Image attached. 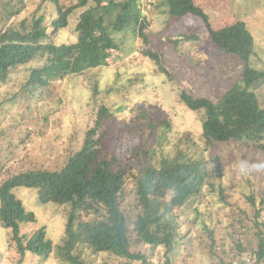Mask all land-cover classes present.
<instances>
[{
  "label": "rangeland",
  "instance_id": "obj_1",
  "mask_svg": "<svg viewBox=\"0 0 264 264\" xmlns=\"http://www.w3.org/2000/svg\"><path fill=\"white\" fill-rule=\"evenodd\" d=\"M77 1L58 2L70 5ZM162 1L139 0L138 4L145 32L152 40L150 46L159 52L162 65L143 55L138 25L128 23L114 32L115 46L107 50L105 63L93 67L87 77L68 76L28 94L24 83L31 68L42 62L35 59L13 68L6 80L0 79V162H5L0 181L28 169L62 168L94 125L99 104H107L111 110L124 106L123 111L115 112V126L109 128L107 137L110 143L115 139L116 155L129 160L133 170L159 165L163 158L178 151H187L199 159L218 155L225 166L224 176L214 180V191L207 189L198 200L199 211L182 216L180 236L172 253L164 247L152 250L142 246L149 262L166 264L170 257L173 264H242L243 260L252 264L256 260L257 232L264 230V152L238 141L206 145L201 137L203 113L189 110L179 97L186 90L218 101L239 80L242 61L209 42L200 17L188 14L179 20L171 19L163 11ZM197 1L211 13L214 28L245 20L256 43L251 64L264 68V0ZM39 6L50 20L57 13L54 2L0 0V16L9 9L18 12L17 8H21L10 20L15 22ZM81 10L72 13L70 25L55 36L58 43L76 41L74 27ZM113 14L109 22L130 17L119 10ZM257 90L264 104V85ZM141 106L146 107L155 127L138 121ZM14 193L35 213L37 224L45 227L54 244L49 257L39 259L28 254L21 264H68L59 257L57 247L63 244L71 206L42 203L31 187L18 186ZM241 247L246 248L242 253ZM85 250L92 264H129L122 258ZM18 260L17 250L9 246L8 230L0 224V264H17Z\"/></svg>",
  "mask_w": 264,
  "mask_h": 264
},
{
  "label": "trees",
  "instance_id": "obj_2",
  "mask_svg": "<svg viewBox=\"0 0 264 264\" xmlns=\"http://www.w3.org/2000/svg\"><path fill=\"white\" fill-rule=\"evenodd\" d=\"M42 1L57 4V13L51 20L40 11L42 6L11 23L21 8H17L18 12L9 9L5 16H0V22H4L0 25L1 80H6L13 68L35 59L42 62L31 68L24 83L28 94L68 76L87 77L93 67L105 63L107 50L115 46L114 32L128 23L138 25L143 55L161 64V56L150 46L152 40L145 32L139 0H78L70 5H60L59 0ZM160 4L171 19L179 20L188 14L200 17L208 30L209 42L242 61L239 80L218 101L194 96L186 90L179 93L189 110L203 113L204 143L238 141L264 152V104L257 90L264 85V68L251 64L256 43L247 22L238 20L214 28L211 13L197 0H163ZM78 9L82 10L74 27L76 41L58 43L55 36L70 25V16ZM115 10L130 17L109 22L108 17ZM162 71L165 72L163 67ZM141 107L138 121L155 127L146 107ZM124 109L118 106L111 110L101 102L95 123L87 130L80 149L68 157L62 168L28 169L0 181V224L8 230L9 246L19 254L17 264L28 254L43 259L54 251L45 227L37 224L35 213L14 193L18 186L35 188L42 203L71 206L63 244L57 247L59 257L68 264H92L85 249L122 258L129 264H151L142 246L152 250L164 247L167 253L174 251L182 216L199 211L198 200L207 189L214 191V180L224 176L225 166L218 155L199 159L187 151H178L163 158L159 165L133 170L129 160L116 155L115 139L110 138V143L107 137L109 128L115 126V112ZM161 124L170 126L168 122ZM4 163L0 162V170ZM248 198L254 204L253 197ZM257 237L256 260L252 264L264 261V230H259ZM240 250L242 253L246 248ZM166 264H173L170 257ZM242 264L250 263L243 260Z\"/></svg>",
  "mask_w": 264,
  "mask_h": 264
}]
</instances>
